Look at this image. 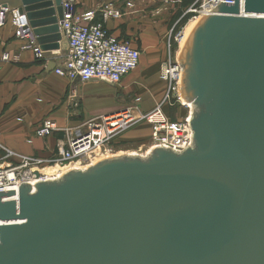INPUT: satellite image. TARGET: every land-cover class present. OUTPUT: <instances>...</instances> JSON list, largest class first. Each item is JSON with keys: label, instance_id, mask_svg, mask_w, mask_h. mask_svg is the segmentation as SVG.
<instances>
[{"label": "water", "instance_id": "water-1", "mask_svg": "<svg viewBox=\"0 0 264 264\" xmlns=\"http://www.w3.org/2000/svg\"><path fill=\"white\" fill-rule=\"evenodd\" d=\"M65 1L0 0V18L51 52ZM178 59L192 145L0 191V264H264V0H220Z\"/></svg>", "mask_w": 264, "mask_h": 264}, {"label": "crops", "instance_id": "crops-1", "mask_svg": "<svg viewBox=\"0 0 264 264\" xmlns=\"http://www.w3.org/2000/svg\"><path fill=\"white\" fill-rule=\"evenodd\" d=\"M74 2L79 11L96 10L98 21L103 20L102 8L106 4L121 11V17L109 19L105 26L116 38L129 40L141 49L140 64L131 75L139 80L138 85L148 84L144 94L151 97L147 98L145 111L153 110L152 99L158 103L166 87L159 79L161 64L168 58L167 39L173 29L169 28V9L188 7L194 0ZM23 44V40L16 38L10 21L0 25V165L26 155L51 159L55 163L49 167L57 168L61 165L58 146L65 144L67 138L63 129L76 130L90 118L121 109L125 81L121 85L100 80L78 82L73 97L70 80L49 69V64L56 66L63 61L68 51L67 38H63L61 49L47 52L43 59L37 58L35 52L24 48ZM5 53L10 54L9 61L3 60ZM45 120L55 121L61 130L49 136H37L36 130ZM134 133L130 131L125 137L132 139ZM9 152L12 155H8Z\"/></svg>", "mask_w": 264, "mask_h": 264}, {"label": "built area", "instance_id": "built-area-1", "mask_svg": "<svg viewBox=\"0 0 264 264\" xmlns=\"http://www.w3.org/2000/svg\"><path fill=\"white\" fill-rule=\"evenodd\" d=\"M219 2L220 0H197L188 8V11L195 13L192 18L195 19L207 14ZM9 13V15L8 12L2 13L0 25L10 21L15 28L16 38L24 41L23 47L32 49L37 58H45L47 52L40 48L26 15L20 14L17 9ZM102 14L103 20L98 21L96 10L79 11L74 0L64 2V17L60 21V29L68 40V51L63 61L57 64L54 70L73 84L71 90L73 97L76 94L75 84L78 82L100 80L121 85L140 64L141 51L133 47L131 42L116 38L105 26V22L109 19L121 17V11L112 4H106L102 8ZM182 33L180 32L176 37L179 44ZM3 60L9 61L10 54L5 53ZM163 63L161 76L168 83L165 102L169 100L171 94H177L178 100L182 102L183 67L178 57L169 58ZM162 106L158 104L149 112H141L137 106H126L115 112L90 118L76 130L63 129L67 138L65 144L58 146L61 162L59 168L57 167L58 171L62 167L70 170L78 169L76 166H79V169H83L93 164L97 149H102L105 144L110 143L112 138L143 119L147 120L152 127L148 152L154 147L169 148L177 152L184 151L193 143L191 118L172 120ZM58 130L61 128L55 121L45 120L37 128L36 135L45 137ZM8 155L12 153L9 152ZM53 163H55L53 160L41 156L26 155H19L16 160L8 163L4 162L0 165V191L9 190V187L16 185L19 189L20 184L25 182L34 185L39 180L56 178L54 175L47 176L48 174L42 171Z\"/></svg>", "mask_w": 264, "mask_h": 264}, {"label": "rangeland", "instance_id": "rangeland-1", "mask_svg": "<svg viewBox=\"0 0 264 264\" xmlns=\"http://www.w3.org/2000/svg\"><path fill=\"white\" fill-rule=\"evenodd\" d=\"M196 1L197 0H194L192 4H194ZM190 6L186 7L185 5L183 7H179V8L172 7L169 9L170 10L169 15L171 16L169 28H173V29L171 30L166 43V55H168V58L166 60H168L169 58L176 59L178 57L177 51L179 50V40H177L176 37H178V34L180 32L182 33L183 31H186L188 24H190V21L193 20L192 18L195 14L193 12L188 11V8ZM122 40H126V39H122ZM137 49L141 51L140 48ZM166 60L164 62H166ZM163 64L164 63L161 64L159 80L165 82L166 87L163 90L165 92L158 103H156L155 101L153 102L152 99L151 101L152 107L154 106L155 108L158 104H162L163 105L162 107L164 108L165 112L168 114V117L170 119L172 120L186 119L189 114V109L178 100L177 94H171L169 100L165 102V98L167 96V91H168V83L161 76ZM124 81L126 88L125 90H123L124 93L122 95V100H121L122 103L121 106L123 105L122 108L126 106H130V107L137 106L139 107L141 112H149V111H145V108L147 105L146 104L147 98L151 96L144 94L146 92L145 88L149 87L148 84L140 83V85H138L137 81L139 80H136L134 77H132L131 74L127 76L124 79ZM138 128L139 131H137ZM130 131H134L137 133V134L134 133L135 135L134 137H132V139H129L130 137H125V135ZM151 131H152L151 124L147 122V120L144 119L139 120L136 123H134L130 128L123 131L122 133H119L117 136L112 138L110 143L105 144L102 147V149H97L95 151V159L99 157L100 159H102L106 157L120 156L123 154H130V153L147 155L148 153L147 150L150 148L149 144L151 141Z\"/></svg>", "mask_w": 264, "mask_h": 264}, {"label": "bare ground", "instance_id": "bare-ground-1", "mask_svg": "<svg viewBox=\"0 0 264 264\" xmlns=\"http://www.w3.org/2000/svg\"><path fill=\"white\" fill-rule=\"evenodd\" d=\"M210 9V8H209ZM202 16H199L198 18H195V19H193V20H191L190 21V24H188V26H187V29H186V31H183L184 33H182V37H180L179 39H180V44H179V50L177 51L178 52V55L180 54V51L183 49V47H184V45H185V43H186V41H187V38H188V36H189V33H190V31H191V29H192V27H193V24H194V22L195 21H197V20H199L200 18H201ZM177 55V56H178ZM181 103L183 104V105H185L186 107H188L187 105H189V106H191V104H189V103H187V101H184V99H183V97H182V95H181ZM188 109H189V114H188V118H191V108H189L188 107ZM149 150V149H148ZM131 154V153H130ZM135 154V153H134ZM140 155V154H139ZM100 159V157L99 158H96V159H94V162H96L97 160H99ZM89 166V165H88ZM76 168H80L79 166H76ZM86 168V167H85ZM84 167H83V169H85ZM67 170V168H63V169H61L60 171H58V168H53V167H48V168H46V169H43L42 171L44 172V174H48L47 176H52V175H54L55 177H57V176H59L62 172H64V171H66ZM56 171H58V172H56ZM53 176V177H54ZM9 190H15V191H18V186L16 185V186H12V187H9L8 188ZM6 191H8V190H6Z\"/></svg>", "mask_w": 264, "mask_h": 264}]
</instances>
